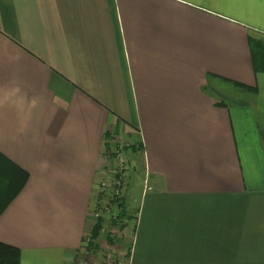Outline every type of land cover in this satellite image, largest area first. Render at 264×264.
Wrapping results in <instances>:
<instances>
[{"label":"crops","instance_id":"1","mask_svg":"<svg viewBox=\"0 0 264 264\" xmlns=\"http://www.w3.org/2000/svg\"><path fill=\"white\" fill-rule=\"evenodd\" d=\"M252 39L264 0H0V152L30 175L0 242L21 264H108L86 238L121 152L126 194L144 185L119 264H264Z\"/></svg>","mask_w":264,"mask_h":264},{"label":"trees","instance_id":"2","mask_svg":"<svg viewBox=\"0 0 264 264\" xmlns=\"http://www.w3.org/2000/svg\"><path fill=\"white\" fill-rule=\"evenodd\" d=\"M250 48L255 72H264V40L252 39ZM243 87L249 88L248 86ZM29 177L26 170L0 152V216L24 189ZM123 204L121 203L123 207L118 215L120 218L126 216ZM101 229L102 224L98 222L91 231L92 240L88 248L96 246L95 242L99 239ZM0 264H21L20 249L0 242Z\"/></svg>","mask_w":264,"mask_h":264},{"label":"rangeland","instance_id":"3","mask_svg":"<svg viewBox=\"0 0 264 264\" xmlns=\"http://www.w3.org/2000/svg\"><path fill=\"white\" fill-rule=\"evenodd\" d=\"M123 191H122V195H126L128 196V202H130V206L128 205L127 201L123 204V198H118L115 201V205L111 206V209L109 210V213L105 212V213H101L100 215H96L97 211H94V214L92 215L94 222H96V224L98 222H101L102 224V229L100 230V236L99 239L95 242H98V245L100 247V251L103 252V256L104 254L106 255L105 259L108 258V264H119L120 260H121V256L119 255V252L117 251V248H114L113 246H111L112 244L111 241L113 240L115 243L116 241L119 240V237L122 236V223H124L125 221H127L128 216L130 215L131 217H134L133 214H136V205L137 203H135V198L140 196V190L142 188V186L144 185V178H141L139 181V184H141V187H136L135 189H130L128 191V193L126 194V190L124 191V189H126V184H127V180L126 178H123ZM125 187V188H124ZM124 195V196H125ZM121 203L124 205L125 207V214L126 216H123L121 219L117 218L118 215L121 212V209L123 206H121ZM129 206V207H128ZM117 219L119 221H117ZM111 221V222H110ZM110 236V237H109ZM91 235H88V237L86 238V242L87 245L89 243H91ZM111 247H113L111 249ZM91 250V249H90ZM112 251V252H111ZM89 251L87 250L85 252L84 258L83 260H85L86 262H88V258L90 257V254L88 253ZM88 254V255H87ZM86 256V257H85ZM102 256V257H103Z\"/></svg>","mask_w":264,"mask_h":264},{"label":"built area","instance_id":"4","mask_svg":"<svg viewBox=\"0 0 264 264\" xmlns=\"http://www.w3.org/2000/svg\"><path fill=\"white\" fill-rule=\"evenodd\" d=\"M116 160L117 161H115L116 167L114 172L115 175L112 178H104V180L100 184V193L102 197L100 199L99 206L96 210L97 216L101 213H109V210L111 209V205L109 203L110 199L116 200L120 197H123V173L127 168L124 154L118 152Z\"/></svg>","mask_w":264,"mask_h":264}]
</instances>
